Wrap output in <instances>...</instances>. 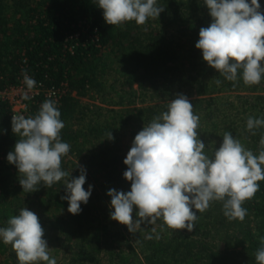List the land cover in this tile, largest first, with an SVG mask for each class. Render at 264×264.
<instances>
[{
  "label": "trees",
  "instance_id": "1",
  "mask_svg": "<svg viewBox=\"0 0 264 264\" xmlns=\"http://www.w3.org/2000/svg\"><path fill=\"white\" fill-rule=\"evenodd\" d=\"M259 3L264 13V0ZM157 6L164 8L159 19H149L146 30L137 31L140 27L134 21L107 25L96 0H0V90L17 84L25 73L46 87L60 89L56 104L65 124L61 138L71 145L70 155L85 158L84 188L90 182L92 186L78 215L69 213L67 200L61 199L66 194L63 181L23 192L18 169L7 161L19 137L12 132L11 107L0 98V227H7L9 218L27 207L38 215L44 230L62 237L67 264H256L254 254L264 237V181L243 205L248 214L242 222L228 220L220 202L197 212L192 232L161 229L162 220L142 223L130 232L108 218L107 192L131 190L123 176L131 145L123 149L118 141L128 132L134 140L178 94L187 96L199 115L198 132L210 156L225 131L255 154L264 135V127L256 129V135L246 129L248 117L264 118V80L246 86L238 79L233 87L195 47L200 28L212 22L204 0H157ZM153 22L158 26L152 27ZM91 93L108 94L101 102L117 108L102 115L105 109L94 105L99 109L95 112L80 100ZM226 93H237L236 99ZM48 99L41 94L31 101L26 118L35 116ZM109 131L112 141L107 139ZM102 138L108 143H92ZM80 166L62 160L70 178L80 175ZM60 248L50 251L51 257ZM0 256L1 264H19L11 245L2 241Z\"/></svg>",
  "mask_w": 264,
  "mask_h": 264
},
{
  "label": "clouds",
  "instance_id": "2",
  "mask_svg": "<svg viewBox=\"0 0 264 264\" xmlns=\"http://www.w3.org/2000/svg\"><path fill=\"white\" fill-rule=\"evenodd\" d=\"M204 4L212 22L200 28L195 44L203 61L233 82V87L238 79L246 86L260 84L264 80V13L259 0H204ZM96 5L105 23L116 27L133 21L142 26L164 11L157 6V0H96ZM24 83L29 89L36 86L26 73ZM220 83L217 79L216 84ZM60 117L56 101L51 99L41 104L35 116L13 115L12 132L19 139L7 161L18 169L23 192H35L41 184L49 188L63 181L66 194L61 199L67 200L69 213L78 215L81 204L89 201L92 186L84 188L83 166L75 178L62 168L71 145L61 138L65 124ZM199 127L200 117L183 94L171 99L166 111L144 124L123 161L127 166L123 176L131 182V190L107 192L110 208L114 209L110 213L112 220L130 232L140 229L142 223L154 225L157 220L163 221L161 229L166 226L192 232L197 212H205L213 202L222 204L223 215L230 221L242 222L246 218L248 210L243 205L260 190L258 182L264 181V135L255 154L225 131L222 143L210 156ZM262 127L264 118L248 117L246 129L252 135ZM107 139L114 140L111 131ZM44 235L38 215L27 207L10 217L7 227H0V241L11 245L19 264H57ZM254 256L256 264H264V237Z\"/></svg>",
  "mask_w": 264,
  "mask_h": 264
},
{
  "label": "rangeland",
  "instance_id": "3",
  "mask_svg": "<svg viewBox=\"0 0 264 264\" xmlns=\"http://www.w3.org/2000/svg\"><path fill=\"white\" fill-rule=\"evenodd\" d=\"M151 19V18H150ZM159 19V17H158ZM152 27H157L158 25L153 22L151 24ZM140 28L137 29V31L139 30H146L147 28V23L145 25H142V26H139ZM167 29H169V32H171V30H174V28L169 25L167 26ZM109 92V90H106ZM113 94L109 93V96H112ZM105 97L108 96V94H104ZM226 97L230 98L231 100H235L236 99V96H237V93H226L225 94ZM103 97L102 93H91V94H88L86 96H83V97H80V100L82 101L83 104H88L90 105V108H93L94 110H97L95 112H98L99 109H96L94 107V105L96 106H99V107H103L105 110H104V113L102 115H109L111 114V112H109L107 109H110V108H117V106L115 107H112V106H109V105H104L100 99H103L105 98ZM137 101L140 99L139 96H137ZM92 114H94L92 112ZM132 135L129 134H125L121 137V139L118 141L117 143V146H120V148L122 147L124 149V147H128L129 145H132ZM92 143H95L97 144V146H103L105 144L108 143V141L106 140V138H102L100 140H94ZM64 161H69V160H73L75 161L78 165H83L84 161H85V158H76L70 154H68L67 156H65L64 158ZM91 183V182H90ZM89 183V185H91ZM88 185V187H89ZM107 201L106 200H103L102 204H107L106 203ZM108 209L110 210V213L111 211H113L114 209H111L110 208V205L108 206ZM109 219H111L110 217H108ZM44 239H46L47 243H48V246L50 247V251H52L53 249H57V248H60V243H61V240H62V237L57 236V232H54V231H50V230H45V235H44ZM51 254H53V252H51ZM4 259V256H0V264L1 262L3 261ZM55 259H56V262L57 264H67V259H68V255L66 253V247H61L57 254H55Z\"/></svg>",
  "mask_w": 264,
  "mask_h": 264
},
{
  "label": "built area",
  "instance_id": "4",
  "mask_svg": "<svg viewBox=\"0 0 264 264\" xmlns=\"http://www.w3.org/2000/svg\"><path fill=\"white\" fill-rule=\"evenodd\" d=\"M60 89L46 87L43 83L36 81V86L32 89L27 88L22 75L17 84L8 86L0 90V98L9 103L11 107V120L13 115H26L30 109V103L41 94L45 97L58 101ZM27 97V98H26Z\"/></svg>",
  "mask_w": 264,
  "mask_h": 264
}]
</instances>
